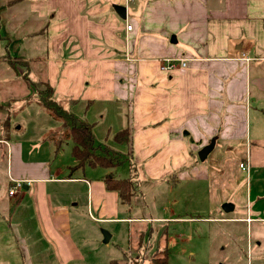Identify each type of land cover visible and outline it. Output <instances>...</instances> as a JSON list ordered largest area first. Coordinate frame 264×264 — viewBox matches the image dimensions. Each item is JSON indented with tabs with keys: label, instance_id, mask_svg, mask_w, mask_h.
<instances>
[{
	"label": "crops",
	"instance_id": "0c3cea01",
	"mask_svg": "<svg viewBox=\"0 0 264 264\" xmlns=\"http://www.w3.org/2000/svg\"><path fill=\"white\" fill-rule=\"evenodd\" d=\"M26 1L43 24L39 33L45 31L50 54L43 72L37 56L21 58L33 60L29 69L24 66L29 80L50 84L57 101L67 99L66 109L93 126L94 142L98 120L121 122L119 129L106 131L113 137L130 131L125 147L131 168L142 169L154 191L166 187L164 194L171 196L185 185L196 199V183L207 182L212 190L216 184L210 213L239 225L235 232L240 225L251 228L256 250L249 245L248 263L264 264V0ZM117 6L126 8V18ZM168 59L179 61L163 71ZM0 65L13 71L10 64ZM20 79L0 78V264H73L80 254L74 223L84 210L108 222L148 219L121 218L125 204L105 182L122 180L117 168L72 171L78 164L73 141L71 159L60 163L64 143L45 139L52 129L41 124L50 116L43 108L33 110L38 120L29 129L35 136L21 138L28 131L23 127L15 132L10 124L15 102L39 105L32 100L38 92H29ZM80 103L84 109L76 115L72 109ZM207 147L211 171L199 173L203 167H194L193 153ZM98 168L106 172L92 177ZM17 181L23 188L10 195ZM236 181L248 182L242 205L226 194L224 215L216 192L238 186ZM135 183L126 205L137 197Z\"/></svg>",
	"mask_w": 264,
	"mask_h": 264
},
{
	"label": "rangeland",
	"instance_id": "374dc122",
	"mask_svg": "<svg viewBox=\"0 0 264 264\" xmlns=\"http://www.w3.org/2000/svg\"><path fill=\"white\" fill-rule=\"evenodd\" d=\"M42 26L40 20L31 12L29 1L0 0V36L7 37V39H0V64H11V59L8 58L7 53L23 59L29 53L27 58H31L29 55L39 58L34 60L40 64L39 70L43 72L46 59L49 58L50 54L46 49L48 39L45 31L39 33ZM26 39L28 40L25 41ZM32 61L20 59V61L12 63L15 64L12 67L13 71L8 70L4 67L5 65H0V78L4 75L7 77L10 75L13 79L22 78L20 80L24 81L29 92H44L46 82H38L35 85L32 80H29L31 72L27 74L25 65H23L27 63V69H29V64ZM32 66L34 67V64ZM38 98V93L33 94L32 100ZM0 99L2 98L0 97ZM62 100L63 105L68 103L66 102L67 99L62 98ZM13 106L10 119L12 128L15 129V132L16 128L19 127L28 129L26 133L23 131L19 135L21 138L35 136L34 132L29 129L38 120V117L35 116L36 112L33 110L39 111L42 110V107L36 104L25 106V102L22 100L15 102ZM83 109L84 104L80 103L78 107H73L72 110L76 115H80ZM108 109L110 110V108ZM40 121L44 127L52 130L61 126L58 121L47 114ZM110 127L112 130L119 129L116 127H121V122L111 121L107 117L103 122L98 120V127L95 130V146L99 150L98 153L105 154V151L102 150L105 148L117 152L113 153L118 154L123 161L116 167L117 175L124 180L138 181L137 197L134 198L132 205H124L122 208L124 214L121 218L140 217L148 220L131 223L101 221L96 212H92L89 216L86 212L87 209L84 210L77 216L81 219H76L74 223L73 242L80 254H77L78 260L73 264H157L155 259L163 256L160 253L162 250L168 251L169 260L167 264H250L247 253L251 244L256 250V234H252L251 228L248 230L246 225H240V228L235 232L232 230L233 226L239 225L216 220L217 215L210 213L209 206L211 200H215L213 193H215L216 184L212 190L211 184L209 185L207 182L196 183L200 185L196 187L198 193L196 199L191 196L193 191L186 188L185 185L180 190L172 191L171 196L164 194L166 187L154 191L153 185L145 181L142 169L135 171L131 168L127 146L117 143L114 135L107 133L106 129ZM72 146V141L61 146L59 151L61 154L60 163H66L71 159ZM202 149L194 150L195 161L193 164L196 163L194 167L198 166L197 168L203 167L199 173L204 170L210 173V167H212L210 159H213V155L209 159L201 160ZM193 164L186 170L187 172H191L194 168L192 167ZM92 172L94 175L92 177H102L106 171L98 168ZM236 183L238 186L223 187V190L216 192L221 200L218 211L224 215L229 213L223 208L227 204L224 202L226 194H228L227 198L230 196L229 202L236 204L234 201L238 203L240 201V205H242V198L248 182L236 181ZM233 184L235 183L232 181V186ZM233 191L234 193H232ZM174 201L179 203L176 207L172 205ZM170 210H174V212ZM105 233L113 236L108 243L105 242Z\"/></svg>",
	"mask_w": 264,
	"mask_h": 264
},
{
	"label": "trees",
	"instance_id": "16d2710c",
	"mask_svg": "<svg viewBox=\"0 0 264 264\" xmlns=\"http://www.w3.org/2000/svg\"><path fill=\"white\" fill-rule=\"evenodd\" d=\"M6 55L11 59L9 60L12 67L15 66V64L12 63L20 61L21 59L13 57L11 53H7ZM26 64L27 63L23 65ZM44 86L46 87V90L44 92H38L39 98L36 101L46 113L61 124L59 128L48 132L45 135V139L53 141L58 145L67 141L74 142L72 154L78 164L72 168V171L87 166L116 168L123 163L118 154H114L107 149H104L105 154L98 155L96 153L97 147L95 146L93 138V126L77 119L61 102L57 101L55 98V91L50 84L46 83ZM31 102L32 100L29 99L27 104H30ZM115 140L121 145H129L131 143L130 131L127 129L118 132L115 135ZM99 149H101V147ZM105 182L108 190L117 191L119 193L123 204H130L132 202L136 189V183L134 180H121L107 177ZM160 253H162L163 256L158 257L157 260L155 259V263L167 264L169 260L168 251L162 250Z\"/></svg>",
	"mask_w": 264,
	"mask_h": 264
},
{
	"label": "built area",
	"instance_id": "2783aa9c",
	"mask_svg": "<svg viewBox=\"0 0 264 264\" xmlns=\"http://www.w3.org/2000/svg\"><path fill=\"white\" fill-rule=\"evenodd\" d=\"M127 29L129 30V31H131L132 30V26L131 25H128L127 26ZM165 61V64H164V66L162 67V70L163 71H170V70H172V69H174L175 67H176V63H177V61H179V60H177V59H168V60H164ZM186 62L185 61H183L182 60V64H181V66L182 67H186ZM240 168L243 170V171H248V164L246 163H241L240 164ZM23 184H24V182L23 181H17V182H15V186L12 188V190L10 191V195H14L15 193H16V191L17 190H21L22 188H23ZM252 220L251 219H248V222H251Z\"/></svg>",
	"mask_w": 264,
	"mask_h": 264
},
{
	"label": "water",
	"instance_id": "95a60500",
	"mask_svg": "<svg viewBox=\"0 0 264 264\" xmlns=\"http://www.w3.org/2000/svg\"><path fill=\"white\" fill-rule=\"evenodd\" d=\"M116 10L122 16V18H126V8L124 6H117ZM210 149H211L210 147H207L201 151L200 153L201 160L206 159ZM110 239H111V235H109L108 233H105V242L108 243Z\"/></svg>",
	"mask_w": 264,
	"mask_h": 264
}]
</instances>
